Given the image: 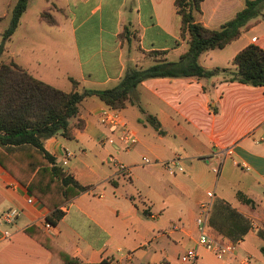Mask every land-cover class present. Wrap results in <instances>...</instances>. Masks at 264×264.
Masks as SVG:
<instances>
[{
	"label": "crops",
	"instance_id": "obj_1",
	"mask_svg": "<svg viewBox=\"0 0 264 264\" xmlns=\"http://www.w3.org/2000/svg\"><path fill=\"white\" fill-rule=\"evenodd\" d=\"M175 1L29 0L36 25L27 24V9L10 46L5 45L6 62L66 93L74 90L72 81L80 92L114 89L130 69H147L156 60L175 63L186 51ZM244 6V0H205L199 22L219 29ZM46 11L55 19L52 26L41 20ZM30 29L54 34L58 51L39 46L27 58ZM250 45L264 50V13L238 40L199 58L206 70L231 71L209 79L139 84L138 104L121 111L138 138L130 150L118 141L117 129L99 122L107 105L96 96L85 99L71 121L74 139L45 142L57 165L87 189L61 207L64 217L50 230L44 228L50 211L41 203L28 205L27 189L0 166V264H60L26 233L32 227L83 264H184L182 257L191 249L197 250L196 264H264V86L232 80L234 58ZM151 52L164 54L153 58ZM43 57L55 58L54 66ZM150 116L163 134L149 123ZM78 121L83 129L76 127ZM144 156L155 163L143 165ZM171 160L183 172L169 174L164 163ZM116 163L129 172H120ZM209 192L215 193L209 235L221 244H237L236 253L224 259L197 246L196 219ZM12 209L20 214L5 223L3 214Z\"/></svg>",
	"mask_w": 264,
	"mask_h": 264
},
{
	"label": "trees",
	"instance_id": "obj_2",
	"mask_svg": "<svg viewBox=\"0 0 264 264\" xmlns=\"http://www.w3.org/2000/svg\"><path fill=\"white\" fill-rule=\"evenodd\" d=\"M204 1H175L181 21L180 38L187 46L177 62L156 60L147 69H130L114 89L80 92L78 83L72 81L74 90L66 93L35 78L14 61L0 59V166L50 211L47 222L51 225H56L64 217L61 207L87 189L57 165L56 159L45 149V142L57 136L74 139L71 121L78 117L85 99L96 96L107 106L122 111L129 103L138 104L134 98H138L137 87L143 81L157 78L209 79L220 71H231L206 70L199 63V58L208 51L224 49L238 40L250 22L262 16L264 0H244V9L219 29H210L199 22ZM28 5L29 0H18L13 7L9 26L0 34L5 45L12 40ZM41 20L51 26L55 24L50 12L42 13ZM126 35L128 29H125L123 37ZM163 54L151 52L149 56L158 58ZM233 65L236 68L233 81L252 87L264 86L263 49L248 46L236 55ZM148 121L163 134L157 119L150 116ZM76 127L83 129L84 122L78 121ZM251 203L249 200L248 204ZM35 230L32 227L26 233L58 257L60 264H83L58 249L52 241L50 244ZM261 250L264 255V247ZM100 264L118 263L104 261Z\"/></svg>",
	"mask_w": 264,
	"mask_h": 264
},
{
	"label": "built area",
	"instance_id": "obj_3",
	"mask_svg": "<svg viewBox=\"0 0 264 264\" xmlns=\"http://www.w3.org/2000/svg\"><path fill=\"white\" fill-rule=\"evenodd\" d=\"M99 122L113 129L118 130V141L122 143L126 150H130L132 147L137 145L138 138L135 136L134 132L130 130L127 121L122 116L121 111L115 110L109 106L104 108L99 113ZM116 140L110 139L109 143L114 144ZM261 143H264V137L260 140ZM227 155H232L233 150L228 149L226 151ZM72 154L67 153V158H71ZM155 161L150 157L144 156L142 158L143 165L154 164ZM118 169L122 173H128L129 168L122 163H116ZM164 166L167 172L171 175H176L177 173L183 172V168L178 164L177 160H171L164 163ZM215 173H219V169H214ZM209 200L200 205V211L196 219L197 231H198V241L197 246L202 248L210 253H212L217 259H224L226 257L233 256L237 251V244L230 242L227 244H221L213 237H211L207 231L209 221L211 219L212 210L214 206L215 193H208ZM28 205L40 204V202L34 197L29 195L27 198ZM20 211L18 209H12L3 214V221L5 223L11 224L19 216ZM53 225L49 222L44 223V228L46 230L52 229ZM198 260V254L196 249L189 250L183 257L182 263L184 264H196Z\"/></svg>",
	"mask_w": 264,
	"mask_h": 264
},
{
	"label": "rangeland",
	"instance_id": "obj_4",
	"mask_svg": "<svg viewBox=\"0 0 264 264\" xmlns=\"http://www.w3.org/2000/svg\"><path fill=\"white\" fill-rule=\"evenodd\" d=\"M18 0H0V32L5 31L10 23V18H11V12L13 7L15 6L16 2ZM35 12L36 8L31 5L28 9V14L26 16V21L28 22L27 24L30 25L31 27H34L33 25H36V20H35ZM47 12V11H46ZM264 13V10H263ZM31 33L28 34V37L26 39V42L28 43V49L26 50V56L27 58L31 57V51H38V47L42 46V49H45V51L51 52V50L58 51V38L52 34L51 36H48L46 34H43L41 31L30 29L29 30ZM2 43V37L0 36V46ZM7 46L9 45V42L7 43ZM7 50L3 49V53L0 56V59L2 61L6 62V52ZM26 58V57H25ZM43 60L47 61L50 65L54 66L56 59L51 58V57H43Z\"/></svg>",
	"mask_w": 264,
	"mask_h": 264
},
{
	"label": "water",
	"instance_id": "obj_5",
	"mask_svg": "<svg viewBox=\"0 0 264 264\" xmlns=\"http://www.w3.org/2000/svg\"><path fill=\"white\" fill-rule=\"evenodd\" d=\"M4 47H5V41H2L1 46H0V56L3 53Z\"/></svg>",
	"mask_w": 264,
	"mask_h": 264
}]
</instances>
